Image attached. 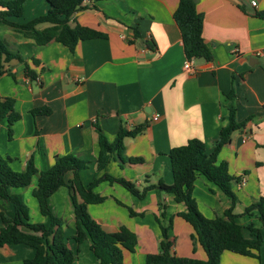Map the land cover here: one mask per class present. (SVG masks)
Returning a JSON list of instances; mask_svg holds the SVG:
<instances>
[{
	"label": "crops",
	"instance_id": "0c3cea01",
	"mask_svg": "<svg viewBox=\"0 0 264 264\" xmlns=\"http://www.w3.org/2000/svg\"><path fill=\"white\" fill-rule=\"evenodd\" d=\"M178 2L85 0L68 25L91 28L101 36L79 40L73 50L56 40L39 45L0 21V40L23 58V62L15 58L5 62L0 56L2 68L8 70L0 74V101L13 98L20 115L10 126V136L6 121L0 123V156L10 157L11 168L21 172L30 157L37 171H42L55 157L74 154L88 161L81 172L87 184L96 169L95 125L112 141L121 126L129 130L145 124L142 132L123 141V156L142 161L120 166L115 157L105 171L134 183L139 190L159 180L169 184L168 151L196 138L211 152L228 120L227 96L234 91L236 120L252 118L232 132L217 155V163H225L227 172L237 177L232 181L236 221L259 227L256 216L243 214V210L264 196V0H195L203 19L208 59L185 56L173 18ZM47 8L45 0H27L22 16L6 19L24 23ZM48 26L42 23L37 28ZM186 60H191L190 69L183 68ZM25 64L33 75L25 72ZM42 106L49 107L50 113L32 114V109ZM36 180L34 176L28 185L31 195L25 187L10 191L21 195L31 221L48 224L32 196ZM64 189L61 202L52 199L54 194L48 202L52 213L61 219L67 245L75 251L71 264H100L88 239L77 244L71 238L75 231L73 205L69 189ZM94 191L104 199L88 204L87 211L103 230L115 232L124 225L136 235L134 250H123V264H145L146 254L158 251L161 229L156 217L163 225L171 218L168 234L176 255L206 258L201 246L193 248V228L177 215L186 206L172 194L151 187L143 198H137L118 182L107 180ZM192 195L206 217L222 216L231 204L203 175L196 177ZM0 213L6 218L14 215L12 205L1 198ZM4 225L0 217V228ZM243 232L248 236L246 228ZM261 233L263 239L264 227ZM34 252L26 244H3L0 264H20ZM256 253L253 257L224 250L220 263L264 264V243Z\"/></svg>",
	"mask_w": 264,
	"mask_h": 264
},
{
	"label": "trees",
	"instance_id": "16d2710c",
	"mask_svg": "<svg viewBox=\"0 0 264 264\" xmlns=\"http://www.w3.org/2000/svg\"><path fill=\"white\" fill-rule=\"evenodd\" d=\"M26 1L0 0V21L23 33L26 37L32 38L39 45L56 40L73 50L79 40L101 36V33L94 29L81 25L75 27L68 25L69 18L75 11L84 7L85 0H45L48 8L44 14L24 23L6 19L7 16H22ZM173 18L180 29L185 56L187 58H210V51L202 36V15L196 8L195 0H179L173 12ZM42 23H48L49 26L38 29L37 26ZM0 56L5 62L12 58L23 62V58L18 53L11 52L1 40ZM6 72L8 73V70H4L0 62V74ZM25 72L30 76L33 75L27 64H25ZM227 98L229 99L227 103L228 120L220 128L211 152L207 153L204 143L196 138L191 139L186 145L174 147L168 151L172 173V182L169 184L159 180L156 184L139 190L134 183L114 177L105 171L108 163L115 157L118 158L120 166L126 162L142 161L140 157L123 156V141L125 137H132L142 132L145 124L137 125L129 130L121 126L112 141H109L103 131L95 125L98 134L96 169L87 184L82 181L81 172L88 167V161L74 154L55 157L53 164L42 171H37L30 157L25 169L21 172L11 168L10 157L0 156V198L10 203L14 210L12 218H6L0 213L5 223L0 228V246L21 243L33 247L34 255L23 259L20 264H71L75 259V251L67 245L61 219L52 213L48 202V198L60 186L65 185L69 189L74 213L75 231L71 238L77 244L88 239L90 249L100 264H123V250H134L137 243L136 235L124 225L115 232H107L87 211L88 204L98 203L104 199V196L94 191V187L101 181L107 180L118 182L138 198H143L149 188L157 187L164 193L172 194L176 202H183L186 209L178 212L177 215L193 228L191 234L193 248L195 249L197 245L201 246L206 255L204 260L176 255L172 251V241L168 234L171 218L163 225L156 217L161 229L158 251L146 254L145 264H221L220 255L224 250L255 257L262 244L264 196H259L243 210V214L256 216L259 227L253 226L252 223L246 226L239 224L236 221L237 215L232 212L237 201L232 190V181L237 180V177L227 172L225 163L220 165L217 163V155L228 143L232 132L242 128L252 116L237 121L233 102L235 92L229 93ZM50 111L49 107L42 106L32 109L31 112L36 115L49 114ZM19 117V113L14 109V99L4 97L0 101V123L2 120L6 121L9 136L11 135L10 126ZM68 174L70 176L67 177ZM198 175H203L230 198L231 204L224 210L222 216L206 217L198 209L192 195L193 183ZM34 176L37 180L32 196L38 203L40 213L48 218V224L31 221L29 208L21 195L10 191L12 188L27 187ZM243 228L247 229L248 236L244 234Z\"/></svg>",
	"mask_w": 264,
	"mask_h": 264
},
{
	"label": "rangeland",
	"instance_id": "374dc122",
	"mask_svg": "<svg viewBox=\"0 0 264 264\" xmlns=\"http://www.w3.org/2000/svg\"><path fill=\"white\" fill-rule=\"evenodd\" d=\"M64 187L60 186L53 194L54 197H52L53 200L57 201V202H61L62 201V196L65 192L64 188H67L65 185H63ZM26 190H28V186L25 187ZM30 188V187H29ZM32 189V188H31ZM31 189L28 190V193L31 195ZM138 198V197H137ZM262 243H264V238L262 239Z\"/></svg>",
	"mask_w": 264,
	"mask_h": 264
},
{
	"label": "built area",
	"instance_id": "2783aa9c",
	"mask_svg": "<svg viewBox=\"0 0 264 264\" xmlns=\"http://www.w3.org/2000/svg\"><path fill=\"white\" fill-rule=\"evenodd\" d=\"M251 5L252 6H256V2L255 1H252L251 2ZM234 50H236V49H234ZM190 67H191V60H186L184 62V64H183V68L184 69H190ZM156 117H157L156 115L153 116V118H156Z\"/></svg>",
	"mask_w": 264,
	"mask_h": 264
}]
</instances>
